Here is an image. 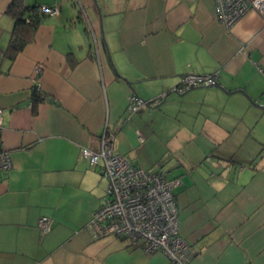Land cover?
I'll list each match as a JSON object with an SVG mask.
<instances>
[{
	"label": "crops",
	"instance_id": "1",
	"mask_svg": "<svg viewBox=\"0 0 264 264\" xmlns=\"http://www.w3.org/2000/svg\"><path fill=\"white\" fill-rule=\"evenodd\" d=\"M10 1L0 0V136L12 161L0 172V264H180L92 236L106 182L81 151L98 150L105 130L130 162L179 178L185 264H264V108L253 103L264 18L249 9L226 28L213 0H24L58 12L9 58ZM187 73L218 80L173 92ZM132 87L146 101L171 93L128 114Z\"/></svg>",
	"mask_w": 264,
	"mask_h": 264
},
{
	"label": "built area",
	"instance_id": "2",
	"mask_svg": "<svg viewBox=\"0 0 264 264\" xmlns=\"http://www.w3.org/2000/svg\"><path fill=\"white\" fill-rule=\"evenodd\" d=\"M216 18L226 27H231L247 10H256L264 18V0H213ZM43 14H55L57 6L41 5ZM43 64L38 63L33 73L38 75ZM215 74L187 73L174 88L184 92L191 86L216 84ZM38 89V88H37ZM165 94L153 99L159 103ZM264 105V94L260 97ZM148 101L136 93L130 94L126 112L128 114L145 106ZM1 128V108H0ZM137 139L144 140L136 129ZM82 157L97 166L106 182L103 202L92 212L88 228L94 237L115 235L131 246H139L144 252L161 251L171 261L185 264L193 251L179 235L178 205L173 188L179 178L168 177L161 169H144L118 154L114 150V134L105 130L100 137L98 150L84 148ZM12 167L9 149L0 136V172ZM37 227L42 234L51 228V218L42 215Z\"/></svg>",
	"mask_w": 264,
	"mask_h": 264
},
{
	"label": "trees",
	"instance_id": "3",
	"mask_svg": "<svg viewBox=\"0 0 264 264\" xmlns=\"http://www.w3.org/2000/svg\"><path fill=\"white\" fill-rule=\"evenodd\" d=\"M6 12L13 18V27L7 45L6 54L13 58L25 44L30 42L35 35L36 28L40 23L43 13L40 5L26 4L24 0H11ZM43 98L41 91L34 89L32 92V103L35 108L37 101Z\"/></svg>",
	"mask_w": 264,
	"mask_h": 264
},
{
	"label": "water",
	"instance_id": "4",
	"mask_svg": "<svg viewBox=\"0 0 264 264\" xmlns=\"http://www.w3.org/2000/svg\"><path fill=\"white\" fill-rule=\"evenodd\" d=\"M126 82H127V84L129 85V86H131V82L130 81H128L127 79H125V78H123ZM193 87H195V86H191L190 88H193ZM189 88V89H190ZM132 89H133V93H136V91L134 90V88L132 87ZM224 90V89H223ZM173 92H175V93H178V91L177 90H172ZM225 92H226V90H224ZM238 91H240V92H242V90H238ZM171 92H169V93H166L163 97H162V99L160 100V102L163 100H165L166 99V97H167V95H169ZM141 99H143L142 97H140ZM154 99V98H153ZM153 99H151V100H148V103L147 104H153ZM144 100V99H143ZM159 102V103H160ZM256 106H259V107H261V108H264V105H262V104H258V103H256V102H253ZM157 104V103H156Z\"/></svg>",
	"mask_w": 264,
	"mask_h": 264
},
{
	"label": "rangeland",
	"instance_id": "5",
	"mask_svg": "<svg viewBox=\"0 0 264 264\" xmlns=\"http://www.w3.org/2000/svg\"><path fill=\"white\" fill-rule=\"evenodd\" d=\"M165 156H166V155H165ZM163 159H165V157H163L162 160H163ZM165 167H167V166H165Z\"/></svg>",
	"mask_w": 264,
	"mask_h": 264
}]
</instances>
